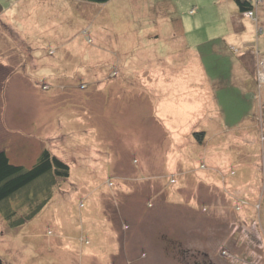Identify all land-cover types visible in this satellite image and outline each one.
<instances>
[{
  "label": "rangeland",
  "instance_id": "rangeland-1",
  "mask_svg": "<svg viewBox=\"0 0 264 264\" xmlns=\"http://www.w3.org/2000/svg\"><path fill=\"white\" fill-rule=\"evenodd\" d=\"M30 1L0 0V149L29 164L49 146L70 172L21 226L8 227L0 213V264H264V108L262 118L255 115L253 139L240 127L220 138L213 123L205 143L229 152L227 164L214 167L218 180H253L250 205L240 188L238 199L214 200L206 190L188 204L189 195L176 188L211 164L194 141L199 121H209L199 117L196 136L191 129L172 141L153 108V91L161 88L155 82L165 72L178 73L174 84L199 88L203 67L213 90L219 79L243 80L245 68H238L245 59L256 77L246 81L253 83L250 96L243 102L240 84H230L221 93L223 110L235 105L233 120L236 111L257 113L264 92V21L257 14L264 16V0L255 1L253 17L242 14L252 44L238 52L220 37L230 25L227 5L221 14L217 0ZM77 116L85 123L72 121ZM171 145L173 169L166 164ZM187 188L184 194L192 192ZM169 192L174 204L165 202Z\"/></svg>",
  "mask_w": 264,
  "mask_h": 264
},
{
  "label": "crops",
  "instance_id": "crops-1",
  "mask_svg": "<svg viewBox=\"0 0 264 264\" xmlns=\"http://www.w3.org/2000/svg\"><path fill=\"white\" fill-rule=\"evenodd\" d=\"M30 2H35V0L30 1ZM30 2H27V3H30ZM217 2H219V5H220L219 12L221 14L223 12V7H222L223 3L227 5V12H226L227 18L226 19H227L228 24L230 25V29L226 30L223 34H220V37L227 39L228 40L227 44H229L230 48L232 50H235L236 52L239 51V48L237 46H241L245 43L252 44V41L249 40L250 36L248 35L250 33L251 26L247 27L243 23L242 14L244 13H241V11H239L236 3L233 0H217ZM189 10H191V12L193 13L196 12L195 8L194 9L190 8ZM258 14H257V21H261V20L264 21L263 19L264 16L261 13L259 15ZM223 16L226 17L224 14ZM236 20H237V24L235 25ZM237 26L239 27L236 29ZM179 27L181 31L183 32L184 31L183 23L179 22ZM263 27L264 25L261 28ZM240 54L243 55V53H240ZM244 60L245 59L242 60V67L240 66L238 68V69L245 68V70H243V72H241L240 74L241 77L244 78L243 80L238 79L237 78L238 75L237 77H234L233 79H231L229 82L226 80V78L219 79L220 81L217 80L218 83H215V85H213V90H210L209 87L205 85L206 83L204 79H205L206 73L203 67H199L202 71V76H200L201 82H202L201 85H200V80L198 79V84L200 85L199 88L191 87V86H188L187 84H181V85L174 84L172 81L173 79L178 80V73L173 72V71H171V73L165 72V75L163 77H160L159 80H156L155 82V85L157 84L161 86V88H158L159 87L158 86L157 88L160 90L153 91L154 97H155L153 108L155 107L156 114L159 113V115L164 117L165 119L164 125L165 127L167 126V130L171 134L172 141L183 139L184 133L187 132L188 130L190 131L191 129L192 130L190 132H193L194 134L195 131L193 130V128L194 126L197 125L196 123L199 117H202V120H203V117L206 116V119H208L209 121L206 124L204 120L199 121V124H201V127L199 128L201 132L197 134V138H198L197 141L194 140L193 135L192 137L190 136V138L194 140L195 142H199L200 144L203 143L205 148L202 151H199V153L200 155H203L207 161H210L211 164H209L208 170L206 172L200 173L199 176L195 178V180H192L194 183L193 182H191L190 184L188 183L190 178L182 179L178 183V186L176 188L179 191V193H182L181 195H186V196L189 195L190 198L188 197L189 198L188 204H191V201L194 198L197 201L201 198H205L204 191L206 190L212 191L213 195H215L214 200L221 201L223 199L224 200L230 199V198L232 199L233 197L238 199L239 198L238 195L240 194L239 188L245 189L246 194H249V198H247L249 205L252 204V199L255 198L256 196V192H257L256 189H254V186L250 187V182H252L253 180L249 179L245 182H242L239 185H237V178H234L231 180L225 179V181L218 180L217 178L218 171L214 169V167H217V169H222L221 165L219 164H227L226 158L227 156L230 157V155L228 154L229 152H222L220 150L218 151L216 148L209 149V148H206L207 145H205L208 137L210 135H213L211 133V127L213 123L217 124V129H218L217 133L220 134L219 136L220 138L223 135L222 131H225V133L227 134H229V132L231 131L235 133V130L238 129L237 127H240L242 128V131L245 132V136L247 137V139L249 137L253 139V134L251 133L252 131L251 129L254 130L253 126L256 125L257 123L255 119V115L260 114L261 118L263 117L261 113V109L264 108V92L262 93V100L259 99V102H258L259 110L257 113L249 114L247 113V110L244 112L236 111V116L234 117V120L229 114H230L231 109L235 108V105L233 107H229L228 109L229 114L228 113L226 114L225 113L226 111L223 110L224 109L223 107H226V106L221 97V93L224 92V88L229 87L230 84H240L238 97L243 102L247 100V98L245 97V94L247 92L249 93V91L252 90L253 88L252 82L256 77L254 78L255 74H254V69L252 65L250 67V63L244 62ZM182 70H181V73L184 75H187ZM153 75H155V72H153ZM179 78L185 80L183 76H180ZM250 80H252V82L251 84H248L246 81L250 82ZM23 90L24 89H22L21 91ZM62 90L67 91L65 89V86H63ZM159 93H161L159 96L160 98H158ZM234 96L236 97V95ZM249 96H250V93H249ZM229 98L230 96L228 98L225 97L226 100H228ZM71 113L75 115L74 110ZM251 115H254V116H251ZM236 118H237V121H236ZM79 119H81V122H78ZM72 121H76L75 122L76 124L85 123L84 120H82V118L78 116L75 117V119ZM213 126H216V125H213ZM205 127H209V128H205ZM194 135L196 136V134ZM227 137L231 138V135L229 134ZM33 140L35 139L33 138ZM43 147L49 148V150L54 155L66 161L65 158L59 156L58 154H55L52 151L53 150L52 147H49V146H43ZM169 149L171 150H168L166 154V164L168 163L170 167L173 169V167L177 163V160L173 159V156L175 154L173 155V153L171 152L173 151L172 145L170 146ZM58 150H59L58 153L61 154L60 149ZM38 153L39 151L37 152L36 150V152L34 153V157H32L29 164L28 163L23 164L22 162L15 160L13 158H10V160L14 163H19L25 166H30L35 161L37 156L39 155ZM187 155L185 157L189 159L191 156L189 157ZM221 155H222V158H219ZM188 159H187V167L181 170L182 173L186 172V170L188 169V165L190 163ZM201 161H203V159H201L199 163ZM235 175L234 177H236ZM237 175L239 174L237 173ZM261 175L264 176V173H261ZM227 177L230 178V175H228ZM191 185H192V188L190 190H192V192L191 193L188 192L187 194H184L185 192L188 191L187 187ZM261 187L264 190V178H263V181H261ZM168 194L170 195L171 198L168 199L166 196L165 202L174 204V202L172 201L174 199L177 200V198L172 199L173 196L171 195V192H169ZM181 199L183 201L185 200L182 197ZM215 202H217V205L220 204L219 201H215ZM201 208H202V205H201ZM259 208H260V204L258 206V209Z\"/></svg>",
  "mask_w": 264,
  "mask_h": 264
},
{
  "label": "trees",
  "instance_id": "trees-1",
  "mask_svg": "<svg viewBox=\"0 0 264 264\" xmlns=\"http://www.w3.org/2000/svg\"><path fill=\"white\" fill-rule=\"evenodd\" d=\"M104 3L108 0H87ZM239 11H255L256 0H233ZM69 164L44 147L30 166L12 162L0 149V213L10 228L35 216L50 200L53 188L68 177Z\"/></svg>",
  "mask_w": 264,
  "mask_h": 264
},
{
  "label": "built area",
  "instance_id": "built-area-1",
  "mask_svg": "<svg viewBox=\"0 0 264 264\" xmlns=\"http://www.w3.org/2000/svg\"><path fill=\"white\" fill-rule=\"evenodd\" d=\"M191 11V10H190ZM244 15L248 16V17H253L254 13L252 11H246L244 13ZM261 69H264L261 65ZM259 78H260V74H259Z\"/></svg>",
  "mask_w": 264,
  "mask_h": 264
},
{
  "label": "clouds",
  "instance_id": "clouds-1",
  "mask_svg": "<svg viewBox=\"0 0 264 264\" xmlns=\"http://www.w3.org/2000/svg\"><path fill=\"white\" fill-rule=\"evenodd\" d=\"M254 16V15H253Z\"/></svg>",
  "mask_w": 264,
  "mask_h": 264
}]
</instances>
